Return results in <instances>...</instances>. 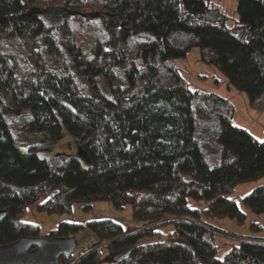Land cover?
<instances>
[{
    "label": "trees",
    "instance_id": "16d2710c",
    "mask_svg": "<svg viewBox=\"0 0 264 264\" xmlns=\"http://www.w3.org/2000/svg\"><path fill=\"white\" fill-rule=\"evenodd\" d=\"M54 6L100 16L76 14L48 27L37 10ZM237 10L239 20L229 23L211 0H0V209L7 211L0 245L39 237V226L22 217L40 198L38 210L47 213L109 201L130 204L141 224L126 232L110 218L61 222L45 237L88 229L100 239L60 262L98 264L105 246L118 264H264V237L244 236L217 258V228L184 217L191 197L209 199L211 215L242 222L229 195L264 176V139L232 123L231 100L192 90L172 61L196 46L202 62L264 110V0H238ZM64 45L86 65L82 83ZM64 131L87 151L91 169L33 153V143ZM242 200L264 213V186ZM168 215L179 217L173 233L141 242Z\"/></svg>",
    "mask_w": 264,
    "mask_h": 264
},
{
    "label": "rangeland",
    "instance_id": "374dc122",
    "mask_svg": "<svg viewBox=\"0 0 264 264\" xmlns=\"http://www.w3.org/2000/svg\"><path fill=\"white\" fill-rule=\"evenodd\" d=\"M212 3L220 5L229 17V23L239 20L240 15L237 10L238 0H211ZM56 23V17L51 20L46 19L45 24ZM173 63L179 68L180 73L190 84L192 90L204 89L215 92L228 98L235 105L232 123L245 128L256 138L264 139V110L251 108L248 95L245 91L232 85L226 75L213 64H207L199 59L198 48L192 47L185 56L172 58ZM48 142V141H47ZM50 143V141L48 142ZM35 143H33L34 145ZM53 152H65L75 154L76 142L72 136H64L63 141L53 147ZM264 186V176L257 179L246 180L236 185L229 198L237 202L238 207L244 212L245 218L242 222L229 217H217L209 214L206 209L209 207V199L196 200L187 198L188 207L191 209L184 217L190 220L204 222L217 228L215 244L217 251L215 257L222 258L223 255L232 247L238 245L244 236L264 237V213L256 214L252 212L244 203L243 196L250 193L254 187ZM45 198L29 205L23 215L24 222L33 223L39 226V237H45L50 230L58 227L61 222L85 223L90 219L110 218L121 223L126 232L141 224L132 216L130 204L122 209L113 207L109 201H96L91 209L85 210L80 203H74L70 212L47 213L38 210V204ZM179 218L176 215H168L165 223L155 227L157 232L153 237L144 238L143 243L160 242L166 240L173 233L174 224L172 219ZM252 222H258L262 229L252 226ZM76 241V247L72 255L74 258L89 245L99 241L100 237L88 229H82L70 235ZM101 261L98 264H118L117 260L110 257V253L105 246L101 249Z\"/></svg>",
    "mask_w": 264,
    "mask_h": 264
},
{
    "label": "water",
    "instance_id": "95a60500",
    "mask_svg": "<svg viewBox=\"0 0 264 264\" xmlns=\"http://www.w3.org/2000/svg\"><path fill=\"white\" fill-rule=\"evenodd\" d=\"M40 13V19L45 21L56 17V23L53 27H60L65 23L67 16L80 15L83 18L92 19L100 16L99 12H79L72 11L65 6H54L51 8H43L37 10ZM67 58L74 63L73 51L68 46H63ZM46 140L40 141L41 144L46 143ZM41 151L33 153L40 158H45L52 154L55 141ZM55 156H62L67 159H73L79 163L83 170L92 168L91 160L87 151L78 146L75 154L59 152ZM6 209H0V222L6 217ZM76 247V241L71 237H22L17 241L0 245V264H72L60 262V256H70Z\"/></svg>",
    "mask_w": 264,
    "mask_h": 264
},
{
    "label": "flooded vegetation",
    "instance_id": "af4514ba",
    "mask_svg": "<svg viewBox=\"0 0 264 264\" xmlns=\"http://www.w3.org/2000/svg\"><path fill=\"white\" fill-rule=\"evenodd\" d=\"M48 27H50V26H52V24H50V25H47ZM67 57V56H66ZM73 58H74V63H75V65L73 66V62H71L68 58V60H69V62L71 63V68H70V70L73 72V74H74V76L82 83L83 82V80L86 78V72H85V70H86V65H85V63L83 62V61H81V60H79L77 57H76V55L74 54V52H73ZM91 90L89 89L88 90V92L86 93L88 96H91ZM64 136L66 137V136H72L68 131H64L63 132V134H62V136L60 137V139L59 140H57V141H55V144H54V146H57L59 143H61L62 141H63V138H64ZM73 137V136H72ZM49 142V141H48ZM48 142H46V143H44V144H41L39 141L38 142H36L35 144H34V150L33 151H41L42 149H46L51 143H48ZM51 142V141H50ZM53 146V147H54ZM77 148H78V145L76 144V152H77ZM53 152V151H52Z\"/></svg>",
    "mask_w": 264,
    "mask_h": 264
}]
</instances>
